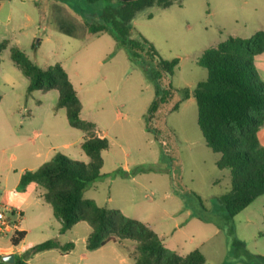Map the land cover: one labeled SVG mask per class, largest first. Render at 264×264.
Instances as JSON below:
<instances>
[{"label": "rangeland", "instance_id": "374dc122", "mask_svg": "<svg viewBox=\"0 0 264 264\" xmlns=\"http://www.w3.org/2000/svg\"><path fill=\"white\" fill-rule=\"evenodd\" d=\"M51 2L72 8L81 20L91 23L100 22L106 9H118L116 0H14L1 4L0 42L6 39L8 44L0 51V211L5 213L3 204L21 172L50 159L44 158L47 150L50 155L61 153L88 161L81 149L83 132L68 124L63 107H56L57 90H27L28 79L10 58V46H18L41 67L61 65L80 96L81 117L94 121L108 141L101 152V176L85 188V198L149 221L152 228L160 217L173 223L172 215L177 213L176 220H181L182 210L187 208L193 213L189 221L181 231L172 228L181 251L198 248L204 264H264V192L233 217L227 215L221 196L230 189V171L217 167L219 153L203 139L193 96L180 101L182 88L191 90L206 78V69L197 62L205 49L228 36L245 38L264 30V0H183L136 13V31L162 58L178 59L169 79L172 97L161 116L150 121L160 130L157 139L144 127L153 87L140 69L123 49H116L114 38L105 31L74 36L57 30L72 27L49 13ZM251 62L264 82V53L253 55ZM76 77L82 86L73 83ZM175 103L178 108L172 111ZM257 140L264 146V122L258 127ZM65 142L70 143L69 148H63ZM171 189L182 195L166 198L165 191ZM44 215L47 218L46 210ZM47 220V229L30 232L22 248L27 250L48 238L59 244L75 239L71 256L79 258L82 253L77 264H128L119 260L122 249L114 241L86 249L85 235L90 230L86 222L79 221L59 234L56 219ZM124 242V249L135 257V242Z\"/></svg>", "mask_w": 264, "mask_h": 264}, {"label": "trees", "instance_id": "16d2710c", "mask_svg": "<svg viewBox=\"0 0 264 264\" xmlns=\"http://www.w3.org/2000/svg\"><path fill=\"white\" fill-rule=\"evenodd\" d=\"M116 1L118 9L103 11L100 22H86L87 31L89 34L108 32L114 38L116 48L125 51L129 61L152 85L153 98L144 114V127L157 139L160 130L151 126L150 121L161 116L172 97L174 89L169 79L178 59L162 58L151 42L136 31L132 20L137 12L148 7L164 8L174 2L180 4L183 0ZM7 44L8 41L3 39L0 51ZM260 53H264V30L245 38L228 36L216 46L205 49L198 57V64L206 69V78L191 90L181 89L180 101L189 96L195 99L199 130L206 145L219 153L217 167L230 171V189L221 196L229 217L264 192V146L257 140L258 127L264 122V82L256 76L251 62L252 56ZM10 58L28 79V91L57 90L56 107L65 109L71 127L85 133L81 149L88 156V161L84 162L56 153L38 167L24 169L17 189H24L30 182L43 189V200L51 205L54 217L60 222L59 233H64L79 221L86 222L90 226L85 243L88 250L108 241L128 239L136 244L135 264H204V255L199 249L178 254L166 248L144 222L126 216L117 208L99 206L83 196L85 188L101 176V152L108 146L106 137L96 135L94 123L81 117V102L59 63L41 67L18 46H10ZM177 108L178 103H175L172 111ZM163 153L160 148L161 157ZM178 193L182 195L180 191ZM13 215L14 212L10 211L6 216L9 223H14L11 220ZM24 235V230H12L10 245H18ZM72 247L71 241L59 244L48 238L28 248L21 257L28 258L48 249L66 252ZM12 264L24 262L15 256Z\"/></svg>", "mask_w": 264, "mask_h": 264}, {"label": "crops", "instance_id": "0c3cea01", "mask_svg": "<svg viewBox=\"0 0 264 264\" xmlns=\"http://www.w3.org/2000/svg\"><path fill=\"white\" fill-rule=\"evenodd\" d=\"M13 1L14 0H0V6H1V4H5V2L12 3ZM37 7L39 10L40 6L37 5ZM48 9H49V13L56 15V16H59V18H62V20H64L66 23H68L72 27L71 29L59 28L57 30L64 31V32L69 33V34H73L74 36L91 35L87 31L86 22L81 20V18H79V16L76 14V12L73 11L72 8L67 7L66 5L58 4L56 2H51L50 4H48ZM10 17H11V15L9 14L8 18H10ZM34 22L35 23L39 22V19L35 20ZM132 22H133V20H132ZM106 33H108V32H106ZM95 34H98V33H95ZM115 46H116V44H115ZM116 49H120V48H116ZM45 67H47V66H45ZM73 83L74 84L76 83V84L82 86L81 82L78 81L77 77H76V80L74 79ZM76 94L79 98L80 97L79 94L77 92H76ZM82 109H83V107L81 104V110ZM80 115H81V113H80ZM125 116L126 115H124V117ZM115 118H117V117L115 116ZM83 119H86V118H83ZM87 120H89V119H87ZM92 122L96 125V123L94 121H92ZM95 134L98 136L104 137V133L99 132L97 127L95 130ZM82 137L83 138L85 137L84 132L82 134ZM62 146H63V148H69L70 143L65 142V143H63ZM50 148L53 149L54 147L51 146ZM52 156L53 155H50V153L47 150V152H45L44 158L48 159V158H51ZM159 159H160V157H159ZM2 162H3V160H2V157L0 156V165L2 164ZM158 170H164V168H160V169L158 168ZM20 176H21V174H20ZM20 176H19V178H20ZM18 182H19V180H18ZM18 182L13 186L12 191L9 192L7 199L3 204L4 209H5V213H7V212L9 213L10 211L14 212V215L12 216V219H11L14 222V227L10 231L2 232V233L0 232V239L3 238V239L8 241L7 243H4L0 240V264H12L14 262L13 261L12 263H6L1 259V256L4 255V252H7V251H9L8 254L9 253L14 254V260H15V256L20 257V260L22 262H24V264H77L78 260H80L82 257V253H80L81 255L79 256V258L71 256V254L75 248V245H76L75 239L70 240L71 242H73V247L66 252H60L57 249H48V250H44L41 252H37L28 258H22L21 257V255L26 251L25 247L22 248V243L25 240V238L27 237V235L32 231L33 232L34 231L35 232H41L44 229H47V225H48L47 219L50 217H52L53 219H56V218L53 215L51 205L48 203L50 205V206H48L46 204L47 202H45L42 198L43 189L41 187L36 185L34 182H30L24 187V189L18 190L17 189ZM28 188H31L33 190L29 191ZM171 190L165 191L164 196L166 198L170 197V196H180L177 191H175L173 189H171ZM9 200H13V203L11 204ZM21 204L25 206V209H23V207H21ZM181 208H183V205H181ZM117 209H119V208H117ZM45 210L47 212V218H45V215H44ZM120 211H122V213L124 212L122 209ZM176 214L177 213H175V216L172 215L173 218H175L173 223H171V221L169 222L167 217H160L159 219L155 220L154 224L152 223L153 224L152 226L154 229L151 227V224L149 221H144V223L147 224L158 235L162 244L166 248H168L172 251H175L178 254L183 255V254H186L187 252L185 253V252L181 251L182 247H181L180 240L178 239L177 236H175V237L173 236L172 232L174 230H172V228H176V231H181L182 227L186 225L184 223L189 221V219L193 215V213L191 211H189L187 208H183V210H182V216H183L182 218L183 219L181 218V220H176V218L179 216ZM139 219L140 218H137V220H139ZM141 220L142 219H140L139 221H141ZM55 225H56L57 232L59 233L60 222L58 219H56ZM14 229L25 231V235H24L23 239L16 246H12L9 243L10 233ZM87 234L88 233H86L85 236H87ZM124 241H125V239L114 241L115 247L118 245L122 249V254H120V255L118 254L119 260L121 262H127L128 264H135L134 254H131L129 251L124 249V244H125ZM63 243H65V242H63ZM133 245H135V243Z\"/></svg>", "mask_w": 264, "mask_h": 264}, {"label": "built area", "instance_id": "2783aa9c", "mask_svg": "<svg viewBox=\"0 0 264 264\" xmlns=\"http://www.w3.org/2000/svg\"><path fill=\"white\" fill-rule=\"evenodd\" d=\"M14 227V223H9L3 211H0V232L10 231Z\"/></svg>", "mask_w": 264, "mask_h": 264}, {"label": "water", "instance_id": "95a60500", "mask_svg": "<svg viewBox=\"0 0 264 264\" xmlns=\"http://www.w3.org/2000/svg\"><path fill=\"white\" fill-rule=\"evenodd\" d=\"M1 259L6 263H12L14 261V254L9 253L6 255L1 256Z\"/></svg>", "mask_w": 264, "mask_h": 264}]
</instances>
